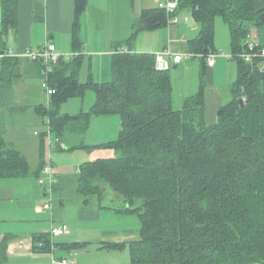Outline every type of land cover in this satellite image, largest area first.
<instances>
[{
  "label": "trees",
  "instance_id": "1",
  "mask_svg": "<svg viewBox=\"0 0 264 264\" xmlns=\"http://www.w3.org/2000/svg\"><path fill=\"white\" fill-rule=\"evenodd\" d=\"M18 1L0 0V36L16 26ZM254 2L177 0L172 12L143 8L124 42L131 45L139 32L174 23L170 17L186 10L199 25L187 51L205 61L208 52H215L214 19L221 16L230 30V57L237 71L230 97L219 105L213 124L205 123L204 85L175 105L169 69L156 67L154 53L118 46L111 57V79L105 83L80 82V57L53 66L49 85L55 92L48 105L37 106L47 130L40 134L36 173L45 163L46 136L53 134L61 149L58 144L66 145L67 132L73 127L84 132L91 115H118L117 137L98 146L116 154L82 162L76 191L84 202L93 197L99 201L107 185L124 198L120 209L137 214L138 237L112 244L127 246L132 264H264V66L259 68L264 60L249 62L238 56L247 47L250 30L264 23V8L257 9ZM86 5L87 0H75L76 18ZM73 42L77 45L76 38ZM89 89L96 98L90 111L62 114L64 101ZM29 173L27 157L0 134V178ZM38 239L50 246L47 235ZM0 264H8L5 241Z\"/></svg>",
  "mask_w": 264,
  "mask_h": 264
},
{
  "label": "crops",
  "instance_id": "2",
  "mask_svg": "<svg viewBox=\"0 0 264 264\" xmlns=\"http://www.w3.org/2000/svg\"><path fill=\"white\" fill-rule=\"evenodd\" d=\"M110 1L115 3V0H87L85 9L76 18L75 0H19L16 26L8 28L6 34L0 36V54L4 53L5 55L0 58V134L8 144L20 150L27 157L30 170V173L26 176L0 178V244L3 241L6 243L8 264H51L52 256L72 259L74 264H96L90 261L89 258L79 261V257H76L77 253L73 254L74 248L87 245L90 243L89 239H84L85 237L82 236L79 240L74 238V230L70 227L66 217L58 215V219L55 218L57 211L55 212L53 207L54 192H59L58 189L61 188L60 183L63 180L69 179L70 176L54 167L53 178L55 183L53 185V192L51 193V204L49 207L45 206V208L42 206L43 204L39 205L46 195V193H43V197L41 196V198L37 195V192H40L38 186L40 184L36 180L38 174H40L39 177L41 176V173L39 171L36 173V170L41 160L40 134L43 132L42 127L45 126V123H43V117L38 112L37 106L46 104L47 95L41 86V71L38 61H32L18 55L27 50L37 49L46 42H51L55 45L58 53L71 54L69 59L62 57L60 60L67 61L73 57H80L81 66L78 78L81 83H85L89 79L96 83H105L111 79V57L118 46L119 48L121 47L120 50L126 49L147 53H156L169 48L174 54H185L188 53V41L199 32V25L194 19L192 24L187 22V11L178 10L176 12L177 22L153 30H143L150 32L146 37V47H135L137 36L131 45H126L124 42H126L130 35L125 38V35L121 37L117 33V30L114 33L112 32L110 20L114 17L113 11L116 12L117 9L112 7L110 12V5H108ZM120 1L135 0H116L117 3ZM158 1L165 0H147L145 5H141L138 15L128 25V30L129 28L131 30L130 34L132 33L134 23L139 18L141 10L143 8L156 7ZM254 5L257 9H262L264 8V0H255ZM228 31L231 40L229 27ZM259 32L260 43L264 45V38L261 37V33ZM75 38L77 39V45L73 42ZM214 48L217 56L211 65L207 64L206 60L204 61L201 56L197 55L183 58L177 64L173 63L169 56H165V58L169 64L173 65V68L180 66L183 60H196L197 64L199 63V66H195L198 70V90L200 84H203V91L205 88H209L211 92H216L217 90L221 91L222 94L225 90L230 97V87L235 81L236 75L231 82L229 81L230 83L227 86L225 83L229 78V75L227 76L228 70L232 72L234 68L237 71L236 62L230 57L231 50L219 53L220 50L217 49L216 44H214ZM230 61H234L235 66H231ZM187 66L188 63H186V68ZM201 68H203L202 79H200ZM93 94L94 96H90V99L95 97V93ZM194 94L184 96L182 101L184 98ZM76 97L84 99L85 94ZM63 105L61 106L62 114L75 116L80 114V112H86L83 107L78 112L67 111ZM111 115H103L108 127L110 126L111 118H113ZM114 127L118 134L120 118L119 122L118 120H114ZM87 129L84 132L80 131L82 133L80 140H83ZM111 140L108 139L101 142L103 144ZM86 143L89 145V142ZM70 144L71 142L66 143V145ZM66 145L65 147H61L60 150H68ZM86 150L89 151V149ZM78 170L74 176L76 178ZM29 177H34V179L36 177V182H21L18 184V181L28 179ZM25 192H34L32 198L35 203L32 208L25 207L22 200L18 203L15 201L20 199V197L22 198ZM74 192L77 196L76 202L79 207L78 216H80V219L91 220L98 218V209L95 204L86 205L80 201L76 192V179L74 182ZM64 204L65 201L61 200L59 205L63 206ZM27 212L42 213L43 217L41 220L43 223L30 225L29 221L32 219ZM47 217L49 220L46 219ZM62 224L68 226L69 233L53 237V242L52 244L50 243V246L39 247L38 245L40 249L36 248V244H42L41 241L38 242L39 235H47L49 238L50 228ZM91 228L94 227L92 226ZM139 230L140 226L138 232ZM104 234L102 233L101 235L100 233V236L96 237V242L99 244L103 242ZM118 236L124 238L127 235L117 234ZM131 239V237L126 238L122 242H128ZM128 258L129 263L127 264H132L130 255H128Z\"/></svg>",
  "mask_w": 264,
  "mask_h": 264
},
{
  "label": "rangeland",
  "instance_id": "3",
  "mask_svg": "<svg viewBox=\"0 0 264 264\" xmlns=\"http://www.w3.org/2000/svg\"><path fill=\"white\" fill-rule=\"evenodd\" d=\"M146 1L147 0L125 2L120 1L119 3H117L116 0L115 3L110 1V3L108 4L110 5V12L112 7H115L117 9L116 12L113 11L114 17H112L110 20V23L112 25V32L114 33L117 30V33H119L121 37H124V35L125 38L128 37L131 32L130 28L128 30V25L135 19L141 9V5H145ZM220 17L221 16H216L214 20V44H216L218 47L217 49L220 50L219 53H224L231 50V45L227 23L222 17V19ZM256 29L255 30L257 31L258 42L262 47H264V45L260 43V37L258 34V31H260L259 33H261V37L264 38V23ZM251 31L254 32L253 28L251 29ZM123 32L124 34H122ZM149 33L150 32L143 31L137 35L135 41L136 48L146 47V37ZM230 62L232 64L231 66H235V64L233 63L234 61ZM186 63H188L187 68ZM198 64L197 61H193V59H188L185 61L183 60L182 64L176 68H173V65L170 64V67L168 69L170 72L173 87L172 99L175 105H181L182 98L184 96L197 92L198 70L195 68V66H199ZM262 66H264V64H262ZM228 75L229 78L225 83L226 86L231 82L232 79L235 78V69L233 68L232 72L228 70L227 76ZM92 91L93 90L91 89L87 90L84 99L82 97H71L67 99L63 102L64 109H66L67 111L78 112L79 110H81V107H83L84 111H90L96 99L95 97H91L92 99H90V96H94V92ZM203 93L205 98V123L213 124L217 121V109L219 105H221L223 101L225 103L229 99V95L225 90L221 94V91L219 92L216 90V92H211V89L209 88H205ZM111 117L113 118H111V123L108 127L105 123V119L103 118V114L91 115L89 128L87 129V132H85L82 141L80 140V138H82L80 137L82 133H80L81 130H79L78 127H73L71 128L72 132H67V143L71 142V144H87L86 142H89V145L92 146L93 144L94 146V148L89 151H87L85 148L60 150L56 146L54 135L50 134L49 136H46L45 158L48 159V157H50L52 159V176L54 167L70 176L69 179L63 180L60 183L61 188L58 189L59 192H54L55 198L53 201V207L55 209V212H58V214H56L57 212L55 213V218L58 219V215H63L64 217H66L70 227L72 228V230H74L75 236L73 237L79 240V238L82 236L85 237L84 239H89L90 242L83 247L74 248L73 254L77 253L76 257H79V261H84V258H89L90 261L95 262L96 264H127L129 263V251L127 246L118 248L113 246L112 244L121 243L123 239L125 240L126 238L131 237L132 239H135L138 237V229L140 224L137 214L134 212H125L122 209H118L122 208L125 205L124 198L119 196L116 192H112L111 190H109V188H107V185H103L102 199L99 201H96V197H93L89 202H84L83 196L76 191L82 203L86 205L95 204L98 209V218H94L91 220H82L80 219V216H78L79 207L76 202L77 196L74 192V182L76 179V177L74 176L79 169V165L83 161L91 160L92 158L96 157L113 156L116 154V152L112 149L98 147L102 144L101 141L104 142L108 139L113 140L115 139V137H117V130L114 127V120H118L119 122V116L113 114L111 115ZM42 130H47L46 125L42 127ZM49 142L51 143V145H49ZM41 177L43 179V182L39 181V177H37V179L35 177V179L40 184L38 185L40 192H37V195L41 198L43 193H46L42 201L44 203H39L40 206L43 204L42 206H44L45 208V205L48 204L52 194L48 192V188L50 187L49 178L43 174H41ZM35 179L34 177H29L28 179L26 178L22 181H18V184H20L21 182H36ZM51 191L53 192V186ZM33 193L34 192H25L22 198L20 197V199H17L15 201L18 203L22 200V203L25 207L32 208L35 203L33 202L32 198ZM61 200L65 201V204L63 206L59 205ZM27 214L32 219L31 221H29L30 225H34L35 223H43V221L41 220V218L43 217L42 213L38 214L27 212ZM46 219L49 220L48 217ZM92 226L94 228H91ZM28 228L30 229L29 226ZM100 233L101 235L102 233H105V236L103 238V242L99 244L98 242H96V237L98 235L100 236ZM117 234H124L127 236L121 238L120 236L117 237ZM52 242L53 239L52 241H50V243L52 244Z\"/></svg>",
  "mask_w": 264,
  "mask_h": 264
},
{
  "label": "built area",
  "instance_id": "4",
  "mask_svg": "<svg viewBox=\"0 0 264 264\" xmlns=\"http://www.w3.org/2000/svg\"><path fill=\"white\" fill-rule=\"evenodd\" d=\"M157 6L159 8H164L167 12H172L176 6H177V0H165V1H158ZM171 22H177V16L170 17ZM254 32L250 30L248 33L245 45L247 46L244 51L238 54V56L242 57L245 61H253L254 58L259 57L264 60V47H262L257 38V31L253 29ZM10 54V53H8ZM155 54V61H156V67L158 69H168L170 67V64L168 60L165 58V56H169L172 59L173 63H179L182 61L183 58L189 57L191 54L185 53V54H179V53H173L171 50L165 49L164 51H158ZM12 55V54H10ZM71 54H60L56 51L55 45L51 42H46L41 47L37 49H31L23 52L22 54H19L18 56L25 57L32 61H40L42 63V70H41V86L45 90V93L47 95V102L48 105V99L51 94L55 92V90L50 87L49 85V75L52 73L53 66L55 63H57L62 57L65 59H69ZM4 55L0 54V58H2ZM15 56V55H14ZM217 56L216 52H208L206 54V62L207 64L211 65L214 62L215 57ZM262 62L259 65V68H262ZM49 145L51 143L49 142ZM52 167L53 162L50 157L48 159H45V163L41 169V174L47 176L49 178L50 187L48 188V192L51 194L52 186L54 183V178L52 176ZM39 181L43 182L42 177H39ZM52 198L50 197V200L48 204L45 206H50ZM70 230L66 224H62L60 226H52L49 231V240L52 241L53 237L58 235H63L69 233ZM44 244H39V247H44ZM51 264H74L72 259L65 258V257H54L52 256Z\"/></svg>",
  "mask_w": 264,
  "mask_h": 264
},
{
  "label": "water",
  "instance_id": "5",
  "mask_svg": "<svg viewBox=\"0 0 264 264\" xmlns=\"http://www.w3.org/2000/svg\"><path fill=\"white\" fill-rule=\"evenodd\" d=\"M186 17H187V22H188L189 24H192V23H193V18H192V14H191L190 11H187V12H186ZM240 102H242V101H240ZM58 145L61 146V147H65V145L62 144V143H59Z\"/></svg>",
  "mask_w": 264,
  "mask_h": 264
}]
</instances>
